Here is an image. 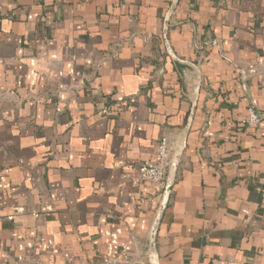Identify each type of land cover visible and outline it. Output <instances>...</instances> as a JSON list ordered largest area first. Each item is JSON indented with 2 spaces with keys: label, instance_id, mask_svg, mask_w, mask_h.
<instances>
[{
  "label": "crops",
  "instance_id": "1",
  "mask_svg": "<svg viewBox=\"0 0 264 264\" xmlns=\"http://www.w3.org/2000/svg\"><path fill=\"white\" fill-rule=\"evenodd\" d=\"M171 2L0 0V264H149L163 188L137 166L176 147L196 84ZM166 38L201 85L158 264H264V74L237 82L264 69V0H178Z\"/></svg>",
  "mask_w": 264,
  "mask_h": 264
},
{
  "label": "built area",
  "instance_id": "2",
  "mask_svg": "<svg viewBox=\"0 0 264 264\" xmlns=\"http://www.w3.org/2000/svg\"><path fill=\"white\" fill-rule=\"evenodd\" d=\"M213 44L219 48V45L215 41ZM261 74H264V69L260 70L255 66H248L243 72H240L237 82L241 84L244 83L246 79L251 77L260 78ZM243 90L245 95L246 91L244 87ZM245 101L247 103V117L241 121V124L247 127H258L260 125L262 115L256 110L254 104L250 100L245 99ZM262 136H264V134H262ZM174 150L175 147L172 148L165 138L160 139L156 152L154 153L153 162H144L137 166V180L153 186L162 185L164 190L167 175L172 164ZM150 257L151 256L149 255L148 259H150ZM98 264H136V262L131 261L130 258L124 255L120 260L116 258H106L101 260Z\"/></svg>",
  "mask_w": 264,
  "mask_h": 264
},
{
  "label": "water",
  "instance_id": "3",
  "mask_svg": "<svg viewBox=\"0 0 264 264\" xmlns=\"http://www.w3.org/2000/svg\"><path fill=\"white\" fill-rule=\"evenodd\" d=\"M177 2H178V0H172L169 10L166 13V15L164 16V20H163V41H164L167 53L172 60H174L178 64H183L186 67L191 68L195 72L196 84L194 86V91H193L192 97L190 99V113H189V117L187 120V124H186V127L184 128V130L181 134L179 141L176 144L172 164L170 166V170L168 172L167 179H166L165 186H164V190H163V194H162V201H161L160 207L158 209V213H157L155 222L153 224V229H152V234H151V243H150V248H149V255L151 256L149 259V264H158L157 258L153 252L156 229L158 227L162 213L166 207L168 196H169L170 190L172 188V185H173V182L175 179L176 170H177V167L179 165L180 157H181L182 152H183L184 147H185V136H186L188 127L190 125V122L192 120V117L194 115V111H195L196 103H197V99H198V94H199V90H200V85H201L200 74H199L198 70L196 69V67L193 64L181 62L180 60H178L172 54V51H171V49L167 43L166 34H167V30H168V21H169L172 13L174 12V10L176 8Z\"/></svg>",
  "mask_w": 264,
  "mask_h": 264
}]
</instances>
